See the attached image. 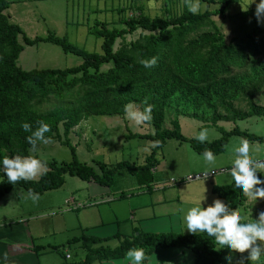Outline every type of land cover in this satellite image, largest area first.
Returning <instances> with one entry per match:
<instances>
[{"label":"trees","instance_id":"16d2710c","mask_svg":"<svg viewBox=\"0 0 264 264\" xmlns=\"http://www.w3.org/2000/svg\"><path fill=\"white\" fill-rule=\"evenodd\" d=\"M122 1L125 5L118 9L117 21L110 24L96 20L89 29L102 40V54H99L77 47L67 37L54 33L28 38L6 15L9 1L0 0V158L30 156L29 149L47 141L59 142L73 155V161L69 163L34 157L45 168L37 181L19 180L10 184L0 173V202L18 187L39 198L48 191L61 188L66 176L111 188L120 170H127L149 189L155 181L153 172L158 164L157 154L168 140L188 142L201 156L205 150H210L214 157L225 152L232 136L264 144V136L241 131L238 127L224 132L217 125L221 121L236 122L252 117L264 119V106L256 102L264 88V27L256 22L252 32L227 42L216 23V18H226L239 0H162L161 17L146 15L138 4L141 0ZM189 1L204 4L205 9L193 13L187 7ZM115 24L119 27L110 28ZM137 32L140 34L136 40H127ZM20 38L27 46L42 42L57 45L64 53L80 57L82 63L64 70L25 71L18 66L24 50ZM152 57L156 58L155 64L145 68L141 61ZM129 105L140 112L151 106L149 122L154 132L125 137L146 139L154 144L145 163L136 166L120 162L108 166L99 162V172L81 163L70 143V133L93 116L124 117ZM173 105L176 106V118L171 122L173 128L166 129V117L172 113ZM185 110L190 112L188 117L204 119V127H215L223 136L203 143L184 137L177 117L185 114ZM23 123L28 124L27 131L22 129ZM41 123L49 130L37 138L33 134ZM27 138L32 142L29 143ZM262 175L257 173L258 177ZM212 193L216 200L225 203L228 211L238 212L250 206L251 201L233 187V182L214 186ZM124 197L122 194L119 198ZM254 219L249 217L244 222ZM114 238L122 236L117 234ZM77 240L82 242L85 258L69 262L62 253L64 260L59 264L118 261L125 259L133 248H143L147 258L159 250H188L194 256V264H229L232 258L241 260L239 257L247 255L218 249L213 239L204 233L153 234L135 229L131 236L123 237L117 248L102 245L109 238L91 237L85 233L72 243ZM242 264H248V261L244 259ZM256 264H264V255Z\"/></svg>","mask_w":264,"mask_h":264},{"label":"rangeland","instance_id":"374dc122","mask_svg":"<svg viewBox=\"0 0 264 264\" xmlns=\"http://www.w3.org/2000/svg\"><path fill=\"white\" fill-rule=\"evenodd\" d=\"M138 4L143 7L146 15L151 17L163 15L162 0H141ZM124 5L125 2L122 0H53L29 3L26 7L23 5L15 7L19 12L18 20L15 21H19L16 24L22 27L30 39L54 33L59 37H67L69 42L77 47L102 54V40L91 34L89 29L96 20L110 24L117 21L119 16L117 11ZM193 5L196 6L197 11L205 9V5L198 2L187 3V7ZM254 9L255 3H252V0H239L230 8L226 18H216L217 26L222 30L227 42L252 32L258 24L252 12ZM110 26V28L119 27L116 24ZM258 26L263 28L264 21ZM139 34L140 32H137L127 37V40H136ZM19 41L24 50L20 54L18 66L25 71L64 70L82 63L80 57L64 53L57 45L42 42L35 46H27L21 38ZM256 102L264 106V88L256 97ZM173 108L170 109L171 111L168 110L172 113L166 117L164 124L166 129L173 128L171 122L176 118V106L173 105ZM133 112L140 111L129 105L127 115L124 117L93 116L76 127L70 133L69 140L75 149L77 159L97 172H99L97 166L99 162L108 166L120 162L143 165L154 144L146 139L125 137L136 133L152 134L154 130L149 120L137 123L131 116ZM184 112L185 114L182 113L177 118L181 134L188 139H194L200 130L206 129L208 139L205 142H213L223 136L222 131L230 132L235 127L241 131L264 136L263 118L252 117L236 122L221 121L217 123L221 131L212 126L204 127L206 124L204 119L188 117L190 112L186 110ZM241 140L244 139L238 136L230 137L225 152L215 156L214 165L207 164L203 156L197 154L188 142L168 140L156 157L158 160L156 180L165 177V181L159 187L151 185L149 192L147 187L140 186L137 179L127 170L117 172L115 183L111 188L66 176L61 188L48 191L35 200L23 188L18 187L0 203V224L14 222L24 225L29 222L41 264H59L64 260L62 253L69 262L83 260L86 251L82 242L77 240L72 243V241L80 239L84 233L91 237L109 238L102 245L110 248L120 247L123 237L133 234L132 227L144 233L191 234L187 230L183 231L184 212L203 197L202 206L210 205L216 200L212 188L226 186L232 182L228 170L232 166L235 151ZM247 142L249 156L264 161V144ZM29 154L45 161L56 160L66 163L73 161L71 150L55 141L39 142L34 148L29 149ZM44 171L45 168L41 166L39 173L31 180H39ZM201 174L205 177L187 181L188 177ZM157 191H160V195L154 197ZM122 194L125 195V199L119 200ZM99 195L104 196L106 203L95 206L94 202H99L101 199ZM159 197H165L168 203L150 208L147 211L150 217L148 220L140 222L136 216L135 220L130 219L129 198L137 200L143 206L150 198L160 199ZM250 201V206H247L246 210L238 211L243 218L242 222L247 221L249 217L256 218L257 214L264 210V199ZM77 204L83 207L76 210ZM141 209L145 210L148 207ZM118 233L122 238H114ZM161 254H163L162 260H158ZM239 258L244 261L242 257ZM241 260L232 258L229 264H242ZM94 264H131V259L128 254L122 260ZM142 264H194V256L188 250H159L148 258L146 256Z\"/></svg>","mask_w":264,"mask_h":264},{"label":"clouds","instance_id":"9594fccd","mask_svg":"<svg viewBox=\"0 0 264 264\" xmlns=\"http://www.w3.org/2000/svg\"><path fill=\"white\" fill-rule=\"evenodd\" d=\"M255 3L253 12L258 24L264 21V0H252ZM189 11L195 13L196 6H190ZM156 58L142 60L145 68L154 65ZM150 108L146 106L143 112H133L131 116L137 123L150 119ZM24 131L28 130V124L21 125ZM48 126L41 123L39 129L33 134L39 138L47 132ZM31 143V138H27ZM198 142L208 139L206 129H202L194 137ZM204 161L209 165L215 164L214 154L210 150L202 153ZM41 161L32 156H13L12 158H0V173L6 177L8 183L14 184L19 180L33 179L41 168ZM257 173H264V161L256 160L249 156V145L246 140H241L235 151L232 166L228 170L233 187L243 193L249 200L264 199V175L258 177ZM35 200V197H32ZM204 197L194 206L188 208L182 217L183 231L198 234L204 233L211 237L218 249L226 248L238 253L247 252L248 264H256L261 255H264V211L257 214L251 222H242V216L237 211H228L225 203L213 200L210 205L202 206ZM259 242V243H258ZM131 264H142L146 260L143 248H133L129 251Z\"/></svg>","mask_w":264,"mask_h":264},{"label":"crops","instance_id":"0c3cea01","mask_svg":"<svg viewBox=\"0 0 264 264\" xmlns=\"http://www.w3.org/2000/svg\"><path fill=\"white\" fill-rule=\"evenodd\" d=\"M8 1L10 3V6L5 13L6 15L10 17V20L14 21L16 24L19 22V21H15L16 19L18 20L19 12L18 10L15 9V7L20 6V5L21 6L23 5L26 7L29 3H42L43 1L47 2V1H53V0H8ZM156 169L153 172L154 176H156V173H155ZM164 181H165V177H161L159 180H156V177H155V181L151 185H156L157 187H159L160 184L163 183ZM137 182L139 183L140 186L147 187L145 183L141 184L138 180ZM141 182H144V181H141ZM149 191L150 190L148 189V192ZM100 193H103V192L100 191ZM100 193H97V194H100ZM103 195L105 194L103 193ZM103 195L98 196V197H101V199H99L100 200L99 202L98 201L94 202L95 206L97 204L102 205L106 203ZM158 195H160V191H157L154 197H157ZM8 196L9 195H7L6 197ZM6 197H4V199H6ZM4 199L0 203H2ZM118 199L119 200L125 199V197L121 199L118 198ZM132 199L130 198L128 199L129 202L131 203V206L129 207L130 216H131L130 219L135 220V216H136L140 220V222L146 221L150 218L147 212L150 210V208L154 206H163L164 204L168 203L165 197H162L160 199L150 198L149 202L142 206L137 200L133 199L134 201H132ZM77 205H79V207L76 210L80 209V207H83V205L81 204H77ZM142 207H148V209L143 210L141 209ZM133 215H134V218H132ZM26 223L28 224L24 223V225H20L14 222H10V223L7 222V223L0 224V264H41L39 262V256L37 255V252H36L35 239L32 234V228L29 222H26ZM135 228L132 227L131 232H133ZM45 254L46 253H44V255ZM157 255L158 253H156V256ZM162 256L163 254L159 256L158 260H162Z\"/></svg>","mask_w":264,"mask_h":264},{"label":"built area","instance_id":"2783aa9c","mask_svg":"<svg viewBox=\"0 0 264 264\" xmlns=\"http://www.w3.org/2000/svg\"><path fill=\"white\" fill-rule=\"evenodd\" d=\"M203 177H205L204 176V174H201V175H196V176H190V177H188L187 178V181H193V180H197V179H202ZM175 181H173V183H174ZM73 200V199H72ZM72 200H71V202H72ZM79 207V205H76L75 206V208H78Z\"/></svg>","mask_w":264,"mask_h":264}]
</instances>
